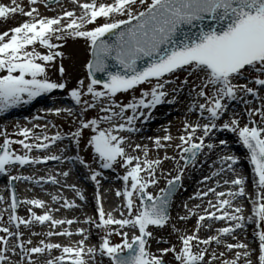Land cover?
I'll return each mask as SVG.
<instances>
[{
    "label": "snow or ice",
    "instance_id": "obj_1",
    "mask_svg": "<svg viewBox=\"0 0 264 264\" xmlns=\"http://www.w3.org/2000/svg\"><path fill=\"white\" fill-rule=\"evenodd\" d=\"M41 3L50 7L61 0H28L27 10L20 0H11L10 5L0 3V19L16 14L27 17L18 26L0 33V112L68 88L66 82L52 80L48 70L63 57L59 49L70 39L83 40L90 51L91 59L86 64L89 82L85 85V80L80 79L69 90L79 112L73 107L47 110L56 117L71 118L67 133L57 130L49 135V124L57 128L51 122L35 124L33 128L17 125L16 135L21 139H11L7 130L0 132L4 137L0 143V174L8 175L16 166L61 161V155H31L34 151L50 152L58 141L68 140L77 153L90 149L94 154L92 163L79 154L67 159L87 169L89 179L95 182L98 216L87 215L82 220L57 218L54 213L61 209L75 210L81 205L57 195L52 196V201H63L58 208L38 198L20 201L13 188L9 208L0 211V233L4 234L0 235V264H264V0H70V10L62 7L51 16L41 13ZM110 61L119 70L110 71ZM64 72L61 64L59 73L63 76ZM97 73H104L107 78L98 79ZM98 85L102 90H98ZM185 89L192 99L189 111L198 113L199 119L185 120L183 134L175 138L179 141L174 145L179 159L167 152L163 158H149V150L141 144H135L132 151H142L143 158L129 153L127 148L131 145L122 133L137 132L136 122L151 115V111L145 110L177 102L176 97ZM137 90L139 96L132 95L127 103L116 99L119 93ZM169 96L172 98L168 99ZM234 101L244 104L243 113L233 112L226 121L222 120ZM255 101H260L258 107ZM89 110H97V114L89 118ZM245 114L246 122L242 123ZM34 129H41V134ZM214 130L236 133L248 150L256 192L250 195L246 191L247 178L234 167L240 158L222 155V166L202 183L228 171L232 178L223 180V185L230 187L227 191L218 190L222 185L216 180L215 187L198 192L199 199L210 197L206 206L195 205L200 213L185 204L188 214L179 220L196 216L195 227L181 232L172 225L179 246L169 244L164 238L155 237L152 229L169 225V206L182 182L184 169L195 167L206 149L227 145L223 139L218 144L206 143L214 138ZM149 139L159 150L172 147L174 137L169 133ZM13 145L22 146V151L18 154ZM59 150L67 152L68 147ZM165 160H176V175L167 173V186L159 188L157 195L149 189L158 187L157 172ZM116 167L124 169L119 177L123 188L115 192L123 202L106 211L98 191L104 177L102 170ZM58 175L67 179L70 172ZM33 180L32 176H10V181ZM42 181L60 184L55 175L40 177L35 183ZM68 187L81 201L86 200L76 185ZM240 198L251 203L250 215H245L244 204L238 202ZM3 199L0 196V201ZM21 203L29 206V218L16 214ZM33 208L43 209V213L38 214ZM4 212H9L6 222ZM212 221H223L226 226L213 228L208 223L209 231L215 234L202 238L201 228ZM36 224L47 225L49 230L31 231ZM249 224L255 225L258 248L237 238L238 230ZM74 225L78 227L73 230ZM21 226L29 229L28 239L19 231ZM93 228L97 230L98 244L89 242ZM31 236L43 238L34 243ZM73 236L79 239L67 244L51 239L66 237L71 241ZM113 237H119V241ZM223 237H231L235 242H227ZM152 239L169 246L153 252L149 243ZM213 243L223 244L226 251L210 252ZM54 250L60 254L53 255ZM226 252L233 254L231 259L223 258ZM169 254L171 261L165 259Z\"/></svg>",
    "mask_w": 264,
    "mask_h": 264
},
{
    "label": "bare ground",
    "instance_id": "obj_2",
    "mask_svg": "<svg viewBox=\"0 0 264 264\" xmlns=\"http://www.w3.org/2000/svg\"><path fill=\"white\" fill-rule=\"evenodd\" d=\"M0 3H3L5 5H10L11 0H0ZM23 4L25 6H27V9H28V0H23ZM62 7L70 10L73 7V5L70 3V0H61L60 4H54V5H51L50 7L47 6L44 8L40 7V11L44 15L51 16V15H54L55 13H59L61 11ZM26 19H27V17H25L21 14H16L15 16L7 18L6 20L0 19V33H2L5 30H9L12 27L18 26L20 23L24 22ZM69 43H71L72 45L69 49H67L66 46ZM39 50L43 51L42 48ZM59 51L63 52V57L58 58L57 61L55 62V66L49 68V70H48L49 76L53 75L55 77L54 71H58L60 65L62 64L64 69H65L64 76L67 78V80L69 82L70 81L75 82L76 86H77L78 81L80 79H84L85 84H86V82L88 83L89 79L87 78V74H85V72L83 70H81L82 65L86 62V57H87L88 53L90 54V51L88 50L84 41L83 40H75L74 41V40L70 39L67 41L66 44L63 45V47L61 49H59ZM178 96L176 97L177 102H178V99H180ZM25 99H26V97H25ZM177 102L173 103L172 105H169L167 103L161 104L160 106H158L156 108V110H155L156 112L152 115V118H151V120H153V121H161L160 123L164 124L163 125V126H165L164 128L170 132L164 133L163 132L164 128L161 127L162 126V124H161L160 126L156 127L157 129L154 132L150 131L146 134L145 132L149 130L146 128L147 125H145L144 123L142 124L139 121H137L136 127L138 129L143 128V130H145V132L144 131L141 132L142 131L141 130V131H137L134 133H124L123 135L127 136L128 138L133 139V142L131 144H129V145H131V147H129V148L132 150V148L135 146V144L144 145L149 150V158H152V159L163 158V156L165 155V152H167V155L173 156L172 154H170V151H172V149H170V148H173L175 144L179 143V141L175 138L180 135V134H177V132H178L177 129L179 128V123H181L180 122V116L175 117L174 119L172 118L170 120L167 117L169 120V121H167V120H165L167 118H166V114L164 112H167L169 110L170 112L167 115H169V114L172 115L175 112V108H177L176 107ZM182 102H186L185 98H182ZM72 103H73V101L69 100V97L65 94V92L57 89L51 93H45L44 95L37 97L36 99L32 100L30 103H21V104L17 105L16 107L8 109L5 112H0V121L9 119V122H7L6 124L9 125L8 128H10V129L16 128L17 125H19L20 127H23L26 124V122L23 120V118H25L26 120H31L33 118L32 116H35V119H37V117L50 118L52 115L48 113V111H47L48 109L54 108V107H65V105L72 104ZM258 103L260 104V102H258ZM182 109H180L179 111H183ZM182 117H183V119H182L183 124H184L185 120L189 121L187 116L186 117L182 116ZM190 117H191V115H190ZM10 120H11V122H10ZM196 120H197V118H196ZM190 122H192V121H190ZM40 125H43V124H40ZM147 127L149 128V126H147ZM4 128H5V130L7 129L6 127H4ZM37 130H41V129H37ZM69 130H70L69 128H66L65 130H62V131L66 132ZM71 130H74V129L71 128ZM48 131H49V128L47 129V132ZM16 133L17 132H15V129L12 132H10L11 135L16 136L19 139H21L22 137H19L18 135H16ZM169 133L174 137V140L171 142L173 146L168 147L167 149H159L158 150L155 147L153 140L149 139V137H152V138H155L157 136L163 137L164 135L169 134ZM218 133L220 134V133H222V131L218 132ZM198 135H199V133H198ZM212 142H217V140L216 141L212 140ZM235 142L238 145V141H235ZM165 143H167V142H165ZM228 144H230L229 141L227 142V145ZM65 146L68 147L67 152L61 153L59 149L64 148ZM70 146L75 148V145L70 144V142L68 140H64L62 142L58 141L56 145L52 146V148L50 149V152L35 151V152H37V154L33 155V156H43V155H47V154L61 155L62 156L61 161L50 160L47 163L36 164L35 166L34 165H26L23 167L16 166L15 168H12L10 170L8 175L0 174V180H1L0 182H3L5 184L6 183L9 184L5 193H8L10 188H11V186H10L12 183L10 181L11 175H24V176L34 177L33 181H21L22 184L17 185L15 187L16 190L18 191V194L22 198L21 201H23L25 199H32V198L42 199V197L45 194H47L50 196L49 202L54 203L52 201V196L53 195L59 196V195L56 194L54 191H50L53 189V187L57 190V192H60V196L67 198L68 200L72 199V196H74V195L77 198H79V196L76 195V193L72 190V188L70 189L68 187V185H73V184L76 185L77 188L85 186V188H79V189L81 190V192H83L84 195H87V196H90L91 192L97 191L95 182H93L89 179V175L86 173L85 169H83L82 165H80L79 163L69 161L67 159V157H69V156H74L77 154L81 155L80 152L77 153L75 150L72 149V147L70 149ZM13 147L15 148V145H13ZM242 147L246 151V153L244 154L245 159H246L248 157V151L243 146V144H242ZM236 148H238V147H236ZM20 149L22 150V146L16 145V150L20 151ZM235 150H237V149H235V147H228V146H226L223 150L219 147H217L211 151L205 150V152L200 154L198 157V159H200L203 156L200 159V161L202 160L201 162H204V166L196 167L197 166L196 165L195 167L190 166V167L184 169V176L182 179V185H181L180 189L176 192L175 198H173L174 201L172 199V202L170 204V206L172 207V211L174 209V212H172L170 214L171 220L169 222V225L164 227L163 229H160L158 232L155 230V228H153L152 231H153L155 237H157V238L162 237L165 240L169 241V244H176L177 246H179V241L177 239V233L172 230L171 226L175 225V227L178 228L181 232H186V231L190 232L191 230L194 229L195 224H196V219H197L196 216H190L188 220H184V221L179 220V217L188 214L187 209L184 207L185 204L188 205V208H192L195 211H197V213L201 212V209H195V205L201 204L202 206H206V201L210 197H204L203 199H199V198H197V193L206 191L207 187H210V184H209L210 182H212V185L215 186V181L219 180L222 187L218 190H223V191L228 190V188L230 186L223 185V180L230 179V177H227V176H231V178H232V173L225 171L220 176L214 177L212 180H209L205 183H202V181H204V178H205L203 175L206 174V176H211V174L214 172L213 170L216 168V166H218V167L215 171H217L222 166L220 163V157L222 155L230 152V154L237 156L236 152H234ZM87 151L89 153H91L90 149H88ZM132 154L140 155L141 158H143V152L142 151H137V152L132 151ZM31 155H32V153H31ZM92 155H94V154L91 153V157H90L91 160H92ZM81 156H83V155H81ZM173 157H176V156H173ZM178 159H179V157H176V160H178ZM176 160H165L163 162L162 169L158 170V172H157V178L159 179V185L157 188L149 189L150 191L154 192L155 194H158L159 188L162 187V184H164V182L166 180L167 173L171 172L173 176L176 175V171H175ZM209 162H212V164H210ZM224 167L226 168V165H224ZM234 167L241 174V172L239 171L240 167H241L240 164L238 163ZM116 170H117V168H115L114 170L113 169H103L102 170L104 173V177L101 179V186H100L98 191H100L99 194L102 195V201H103L104 205L111 203L112 197L110 195L112 193L115 194L116 185H118L120 183V180L118 181L119 178H116L114 176L117 173ZM24 171H29V172L26 175L24 173ZM64 171L70 172V175L67 179H65L61 175H58L59 173L64 172ZM161 171L164 173V175H161ZM49 175H55L57 177V179L60 180V184L54 185V184H51L50 182H45V181H42L40 184L35 183V180H39L40 177L47 178ZM71 175L72 176L77 175L80 182L81 181L84 182L83 184L80 183V185H82V186H78L77 183H70L71 182V179H70ZM167 178H170V177H167ZM28 183H30L35 188L34 189L35 195L31 196L29 198L28 197L25 198L24 197L25 194L31 195L30 190L28 188L24 189V186L27 185ZM121 183H123V181ZM106 186H107V188H106ZM186 187H188V194H189V192L192 194L191 196H189L191 199V200L188 199V200H190L189 202H187L188 200L183 199L186 196L185 197L181 196L183 194L184 190L187 189ZM60 188H62V190ZM68 190L71 191L72 196L70 195V192H67ZM189 190H191L192 192ZM246 191H247V188H246ZM2 192H3V189H2V187H0V196L3 197L4 195H2ZM179 198H180V200H178ZM3 202H5V200ZM3 202L0 201V211H3L5 209L2 207ZM79 202H81V201L79 200L78 202H76L77 204L81 205V207L79 209H75V210L61 209L60 212H56L54 214L56 215L57 218L79 217L82 220L85 218V216L90 215V214H88V210L91 208L90 207L91 205L87 201H82L81 204ZM238 202L243 203L242 198H240V201H238ZM47 204L49 205L48 202H47ZM28 207L29 206L21 203V209L20 210H22L24 212V218H29V216H30V214L27 212ZM179 207L182 210V212H180V213H179V211L175 210ZM33 210L37 211L38 214L43 213V209L33 208ZM8 215H9L8 213H4V222H6L8 220ZM19 216L23 217L22 215H19ZM194 219H195V221H193ZM222 222L223 221H220V224L225 223V222H223V223ZM209 223H211L213 225V228H218L217 225L219 222L212 221ZM34 226L36 228L34 230H31L33 232H44V233H46L49 230L46 225L36 224ZM80 226H83V225H80ZM252 226H253L252 224H249L246 226V228L244 230H238L237 238L245 240V242L249 243L250 247H252V248H258L259 241L255 235H252V234H254ZM65 227H67V226H65ZM72 227L74 230L78 226L74 225ZM26 229L27 228H25L24 226H21L19 231L24 233V238H26V237L29 238V236H30L29 229L28 230H26ZM13 230H15V229H13ZM95 230H96L95 228L92 229V235H91L92 238L95 237V235H96ZM213 232H210L209 228L205 227V225H204L201 228L200 236L205 237L206 235L213 234ZM31 238H35V236H31ZM41 238H43V237H41ZM59 238H61V237H53L51 239L53 242H58ZM78 239H79L78 236H73L71 241L68 240L69 242H67V243H70V242L74 243ZM222 239H224L227 242H235L231 239V237H223ZM67 243H63V244H67ZM149 243L151 245V250L153 252H156L158 248L167 247V245H168L165 243L157 244L155 239L150 240ZM213 250L216 251L217 253H219L221 251H226L223 244L216 245L215 243H213L209 247L210 252ZM59 254L60 253L58 251L54 250L53 255H59ZM232 255H233L232 253L226 252V256L223 258L231 259ZM208 258L210 259V257H208ZM254 259H255V257H254Z\"/></svg>",
    "mask_w": 264,
    "mask_h": 264
},
{
    "label": "rangeland",
    "instance_id": "obj_3",
    "mask_svg": "<svg viewBox=\"0 0 264 264\" xmlns=\"http://www.w3.org/2000/svg\"><path fill=\"white\" fill-rule=\"evenodd\" d=\"M20 2L22 3V6H24L25 7V10H27V6H25L24 4H23V0H20ZM54 4H56V3H53L52 5H54ZM39 7H41V8H44V7H47L44 3H41L40 4V6ZM8 28V27H7ZM71 43H69V44H67V46H66V48L67 49H69L70 47H71ZM76 45V44H75ZM91 59V55L88 53V55H87V57H86V62L82 65V67H81V70H83L84 72H85V74H87V67H86V64H87V62L89 61ZM66 65V64H65ZM55 72V77L53 76V75H50L49 77L52 79V80H58V81H63V82H66L67 84H68V88H66V89H64V90H62L63 92H65V94L69 97V100H72L71 99V97H70V95H69V90L71 89V88H73V87H76V83L75 82H72V81H68L67 80V78L63 75V76H61L60 75V73H59V70L58 71H54ZM181 75V78H183V73H181L180 74ZM85 78V77H84ZM88 83L86 82V84L85 85H87ZM97 88H98V90H102V86H100V85H98L97 86ZM132 95H137V96H139V90H137L135 93H119V94H117V100L118 101H120V102H124V103H127L130 99H131V97H132ZM180 99H178V102H177V105H176V107L177 108H175V112L171 115V114H169V115H167L170 111L168 110H166L167 112H164L165 114H166V118L168 117L169 118V120L170 119H174L175 117H178V116H180V122L181 123H179V128L177 129V134H183V122H182V119H183V117L182 116H184V117H186L187 116V118L189 119V122L190 121H192V122H196L198 119H199V116H198V113H192V112H190L189 111V106H190V104H191V102H192V99H191V97H189L188 95H187V89H185L184 90V93L183 94H180L179 96H178ZM87 98V97H86ZM182 98H185V100H186V102H182ZM168 99H171V96H169V98ZM73 101V100H72ZM258 102H260V101H255V104H256V106L258 107L259 106V103ZM167 104H169V105H172L173 103H167ZM158 106H160V105H158ZM157 106V107H158ZM65 107H73L77 112H79L80 111V108H79V106L78 105H75V102L73 101V103L72 104H68V105H65ZM156 107V108H157ZM156 108L155 109H152V110H145L146 112H148V111H151V115H150V117H141V119L139 120V122L140 123H144L145 125H147V126H149V128L146 126V128L147 129H149L148 131H146L145 132V130H143V128H140L138 131H141V132H145L146 134L148 133V132H154L157 128V126H160L161 124H162V128H164L165 126H163L164 124L163 123H160L161 121H153V120H151V118H152V115L156 112L155 110H156ZM172 108V107H171ZM183 108V109H182ZM180 109H182L183 111H179ZM229 113L228 114H226L223 118H222V120H227L228 118H229V116L233 113V112H236V113H243V109H244V104L242 103V102H240V101H234V102H230V105H229ZM97 114V110H89V113L88 114H86V115H88L89 116V118H91V117H94L95 115ZM129 114H131L130 112H129ZM164 114V115H165ZM190 115H191V117H190ZM34 119H35V116H32ZM31 119V120H26L25 118H23V120L26 122V124L23 126V127H29V128H33V125H35V124H43V125H45V124H49V122H51V123H54V124H56L57 125V128H52L51 127V124H49V131H48V134L49 135H53L57 130H60V131H62V130H65L66 128H69L70 129V120H71V118H67V119H65L63 116H61V117H56V116H54V115H52L49 119H47V120H45L46 118L45 117H41V119H35V121H34V119ZM44 118V119H43ZM168 118L167 119H165V120H167V121H169L168 120ZM196 118H197V120H196ZM12 120V119H11ZM11 120H10V122H11ZM7 122H9V119L8 120H1L0 121V132H2V131H4L5 130V128L4 127H6L7 129V132L9 133V137L11 138V139H13V140H15V139H19L18 137H16V136H13V135H11L10 134V132H12L14 129H15V132H17V127L16 128H8L9 127V125L8 124H6ZM200 122L201 123H203L204 121H202V120H200ZM243 122H246V114L244 115V119H242V123ZM219 123V122H218ZM74 130H75V128L74 127H72ZM153 129V130H152ZM166 129L164 128V133H168V132H170V131H165ZM35 132L39 135V134H41V130H35ZM68 131H66L65 133H67ZM86 132H88V130H86ZM218 132H221L220 130H214V133H213V139L212 140H217V142H212V140H206V143H209V142H211V143H217L218 144V142H219V140L220 139H223V140H226L227 142L229 141V143L230 144H228V145H226V146H228V147H235V149H237V150H235L234 152H236V154H237V157H239L240 158V160H239V164H244L247 168H251V162H250V160L248 159V158H246L245 159V155L243 154V153H245V150L243 149V147H242V143L239 141V138H238V136H237V134L236 133H233V132H230V131H226V130H223L222 131V133H218ZM124 133H122V135H123ZM152 134V133H151ZM3 139H4V137L3 136H0V143H2V141H3ZM230 139V140H229ZM235 141H238V145H237V143L235 142ZM133 142V139L132 138H128V144H131ZM226 146H219L218 145V147L219 148H221L222 150L226 147ZM71 147L72 146H70V149H71ZM236 147H238V148H236ZM13 149L15 150V151H17V153L19 154L22 150L20 149V151H18V150H16V145H15V148L13 147ZM72 149L73 150H75V148H73L72 147ZM170 149H172V151H170V154H172L173 156H176V157H178V155H177V149H175L174 147L173 148H170ZM127 150L129 151V153H131L132 154V150L128 147L127 148ZM207 150V149H206ZM76 151V150H75ZM228 152V151H227ZM226 152V153H227ZM81 153V155H83V157L85 158V160L87 161V162H89V163H92V160L90 159V157H91V153H89L87 150H84V151H81L80 152ZM35 154H37V152H33L32 153V155H35ZM202 154V153H201ZM227 154H230V152H228ZM204 155V154H203ZM203 157V156H202ZM201 157V158H202ZM200 158V159H201ZM200 159H198L197 160V163H196V167H202V166H204V162H201L200 161ZM210 164H212V162H209ZM180 164L181 165H183V161H181L180 162ZM83 167V166H82ZM93 167L95 168H97L98 167V165L97 164H93ZM190 167V166H189ZM217 167L218 166H216V168L213 170V171H215L216 169H217ZM33 168V167H32ZM31 168V169H32ZM117 168V173L114 175L116 178H119L120 176H122L123 174H124V169L123 168H121V167H116ZM188 168V167H187ZM83 169H85L84 167H83ZM85 171H86V173L89 175V173H88V170L87 169H85ZM204 177H206V174L205 175H203ZM230 179H231V176H230ZM120 180V183L118 184V185H116V187L118 188V190L119 189H122L123 188V183H121L122 182V180L121 179H118V181ZM1 181V180H0ZM15 182H17L18 183V181H15ZM72 182H74L73 180H72ZM1 184H0V187H2V189H3V194H4V200H5V202H3V204H2V207L3 208H5V209H8V207H9V205H10V203H11V193H5V183H3V182H0ZM249 183H251V184H253L254 186H255V183L254 182H249ZM7 184V183H6ZM210 184V186H211V183H209ZM181 185H182V182H181V184H179L178 186H177V190H176V192L180 189V187H181ZM167 186V180H165V182H164V184H162V187L161 188H163V187H166ZM187 189H185L184 190V192H183V194L181 195V196H183V197H185V198H183V199H185V200H188V199H190V197L189 196H191L192 194L189 192V194H188V187H186ZM256 188V187H255ZM252 189V190H250V191H248V193L250 194V195H252V194H254L255 192H256V189ZM189 191H191V190H189ZM95 192V191H94ZM91 192L90 193V196H87V198H86V200L85 201H90L91 203L95 200V193L97 192ZM100 192V191H99ZM176 192L175 193H173V196H172V199L173 198H175V194H176ZM192 192V191H191ZM32 193V192H31ZM16 194H17V197H18V199L21 201V197H20V195L18 194V191L16 190ZM159 194V193H158ZM157 194V195H158ZM35 194L33 193V194H31V195H29V194H25L24 195V197L26 198V197H31V196H34ZM47 198H48V196H45V197H43L42 199L46 202L47 201ZM79 199V198H78ZM178 200H180V198L178 199ZM173 201H174V199H173ZM190 200H188L187 202H189ZM242 201H244L243 203H244V206H245V209H246V211H245V215L247 216V215H250L251 213H250V208H251V203L246 199V198H242ZM123 202V200H122V198L121 197H117V196H114L113 195V205H114V207H113V209L115 208V207H117L119 204H121ZM172 202V201H171ZM180 202V201H179ZM63 203V201H60V203H59V205L58 206H56V204L55 205H52V203L50 204L51 206H52V208H57V207H60V204H62ZM81 203V202H80ZM171 204V203H170ZM91 207V206H90ZM21 209V204H19L18 205V208H17V210H16V214L17 215H22L23 217H24V212L22 211V210H20ZM176 211H179V213L180 212H182V210L180 209V207L179 208H177V209H175ZM89 212H88V214H90L91 216H92V214L94 215V216H98V212L97 211H95V204L93 203V207H91L89 210H88ZM95 211V212H94ZM169 212H170V214L172 213V212H174V209H173V211H172V207L171 206H169ZM4 213H8L9 214V212H4ZM92 213V214H91ZM193 221H195V219L193 220ZM205 226L207 227V224L205 223ZM220 226H221V224H220ZM223 226H226V225H223ZM166 227V226H165ZM253 227V233H254V229H255V225H253L252 226ZM36 227L35 226H33L32 227V229L31 230H34ZM26 230H28V229H26ZM25 230V231H26ZM157 232L160 230V229H155ZM96 231V233H97V230H95ZM0 235H3L2 233H0ZM252 235H254V234H252ZM203 238V237H202ZM24 239H28V237H26V238H24ZM33 241H34V243L35 242H37L39 239H41V237L40 236H35V238H31ZM113 239L115 240V241H119V237H113ZM89 242L91 243V244H98L99 243V237H98V235L96 234L95 235V237H90V240H89ZM169 246V244L167 245V247ZM13 259H16L15 257H13ZM104 259V261H106L107 260V258L106 257H104L103 258ZM165 259H167V260H169V261H171V259H172V256H171V254L170 255H168L167 257H165Z\"/></svg>",
    "mask_w": 264,
    "mask_h": 264
}]
</instances>
